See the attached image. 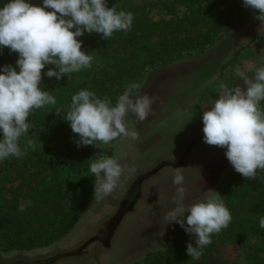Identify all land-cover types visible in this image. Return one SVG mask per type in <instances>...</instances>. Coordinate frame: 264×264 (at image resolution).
I'll return each instance as SVG.
<instances>
[{
    "label": "rangeland",
    "instance_id": "374dc122",
    "mask_svg": "<svg viewBox=\"0 0 264 264\" xmlns=\"http://www.w3.org/2000/svg\"><path fill=\"white\" fill-rule=\"evenodd\" d=\"M162 1L165 0H147L148 3ZM151 8L149 16L154 21L170 18L162 6ZM175 13L180 17L185 9L176 6ZM253 13L259 14L245 8L242 0H226L222 18L241 19L231 32L205 52L149 72L137 94L153 99L151 113L142 122L133 114L126 117L129 129L137 132V139L117 138L107 145L101 144L100 148L90 145L95 158L105 154L134 171H125L114 191L97 201L93 198L95 176L90 171L87 175L78 166L63 170L60 176L65 178L62 188L67 196L77 187L79 194L73 199L65 196L61 210L67 212L69 219L78 218L77 223L67 235L46 246L5 251L0 244V264H140L146 256L165 249L173 224H169L168 213L176 207L174 169L183 168L187 209L214 195L212 191L218 193L224 177L233 168L225 156L226 148L203 142L201 117L218 99L221 85L243 86L237 71L252 78L256 69L264 66V45L258 41L248 45L253 37L264 34V24L250 18ZM81 50L94 57L91 67L65 75L79 82L90 79L100 62L98 54L83 47ZM237 50L240 52L235 55ZM197 67L201 68L196 71ZM47 70L43 69L42 75L51 79L44 75ZM259 110L262 112L260 104ZM33 143L30 140L27 145ZM3 163L0 162V188L4 183L6 190L0 193L1 197L17 199L9 207H19L18 194L25 190L20 186L23 178L33 188L37 178L44 174L33 168L5 169ZM43 168L45 175L51 174L50 167ZM31 173L37 177L30 178ZM82 179L87 182L83 183ZM6 208L0 202V211ZM214 246L215 251L197 260L190 258L187 264H257L251 257L264 264V243L259 239L248 237L241 246L231 243Z\"/></svg>",
    "mask_w": 264,
    "mask_h": 264
},
{
    "label": "clouds",
    "instance_id": "9594fccd",
    "mask_svg": "<svg viewBox=\"0 0 264 264\" xmlns=\"http://www.w3.org/2000/svg\"><path fill=\"white\" fill-rule=\"evenodd\" d=\"M0 3L3 4L0 54L4 48L18 54L15 66H0V162H3L27 154L19 141L31 128L30 113L56 104L55 97L39 86L42 70L54 65L44 75L60 80L67 74L90 68L94 57L81 50L83 40L78 38L96 33L107 40L114 32L130 30L134 17L131 12L107 7V0H42L38 6L30 0L7 3L0 0ZM242 5L258 11V17L264 20V0H242ZM236 75L243 80V86L221 85L218 99L209 110L203 111V142L226 148L225 156L233 169L244 178L254 179L257 169H264V113L259 110L260 102L264 101V66L258 67L252 78L243 71H237ZM140 88L141 84L130 83L115 104L87 89L72 95L63 119L78 134L77 148L89 145L100 148L117 138L137 139L138 134L129 129L126 117L133 114L137 121H144L154 102L148 95H138ZM96 157L89 171L95 176L93 198L99 201L114 191L125 171L134 169L105 154ZM182 170L174 169L176 207L168 218L169 224H179L194 238L195 246L187 243L186 254L197 260L212 243V235L229 226L232 216L221 195L214 191V195L186 209L187 188ZM30 203H21L19 210L24 211ZM259 227L264 229V216L259 219Z\"/></svg>",
    "mask_w": 264,
    "mask_h": 264
},
{
    "label": "trees",
    "instance_id": "16d2710c",
    "mask_svg": "<svg viewBox=\"0 0 264 264\" xmlns=\"http://www.w3.org/2000/svg\"><path fill=\"white\" fill-rule=\"evenodd\" d=\"M7 2L8 0H3V3ZM30 2L38 6L42 0ZM225 2L226 0H178L170 3L165 0L148 3L147 0H107V7L133 14L131 29L127 32H114L107 40L96 33H85L78 38L83 40V48L100 57L98 68L90 79L79 82L65 76L57 80L47 79L42 75L39 86L55 97L56 104L35 109L30 113L28 120L31 128L19 141L21 149H27V154L21 159L10 157L3 161L5 169L25 171L33 168L39 169L37 173L44 174L37 178L38 182L33 188L28 183L25 184L26 177L23 178L20 186L25 190H20L18 196L21 203L31 202L24 211H20L17 206L9 207L17 199H3L0 194V202H4L7 207L6 211H0V244L3 250L49 245L67 235L78 221L76 217L69 219L67 212L61 210V201L65 196L73 199L79 193H76L77 187L67 196L62 188L65 178L60 173L69 167L78 166L88 175L90 163L96 158L90 145L77 148L75 141L78 134H74L63 119V112L69 109L72 95L87 89L97 97L109 98L115 104L117 97L130 83L136 82L142 86L149 72L205 52L241 21L238 18L229 19L230 21L222 18V5ZM157 5L163 7L162 10L169 19L154 21L149 16L151 7ZM2 6L0 3V7ZM176 6L185 9L184 15H176ZM258 15L253 13L250 18L264 24V20ZM181 34L184 36L181 37ZM257 37L260 36L253 37L248 45L254 41L264 45V34ZM17 59V53L4 48L0 54V66H15ZM260 106L264 113V101L260 102ZM57 111L61 113L57 114ZM30 140L34 142L32 146L27 145ZM43 167H50L51 174L45 175ZM29 177L37 176L31 173ZM82 182L87 181L82 179ZM5 190V184L2 183L0 193ZM218 194L230 210L232 220L226 229L212 235V243L202 250L201 256L215 251L214 244L231 243L241 246L248 237L264 243V229L259 227V219L264 216V169H257L255 178L248 179L231 168L224 177ZM90 198L91 196L85 200L83 197L86 202L82 209ZM180 218L182 217H178ZM189 242L195 246L194 238L187 235L179 224L173 223L167 236L166 248L146 256L140 264H187L190 257L186 254V245ZM250 257L248 255L249 259ZM250 260L262 264L260 260L252 257Z\"/></svg>",
    "mask_w": 264,
    "mask_h": 264
},
{
    "label": "crops",
    "instance_id": "0c3cea01",
    "mask_svg": "<svg viewBox=\"0 0 264 264\" xmlns=\"http://www.w3.org/2000/svg\"><path fill=\"white\" fill-rule=\"evenodd\" d=\"M171 66V65H170ZM169 67V66H168ZM168 67H164V68H168ZM199 68H201V67H197L196 68V71L199 69ZM160 69V68H159ZM205 70V69H204ZM206 71V70H205ZM205 77L207 78V73H206V75H205Z\"/></svg>",
    "mask_w": 264,
    "mask_h": 264
}]
</instances>
